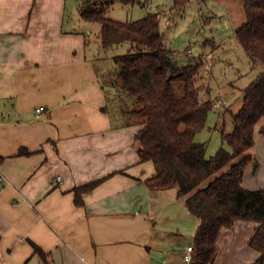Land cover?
Here are the masks:
<instances>
[{"label": "crops", "instance_id": "0c3cea01", "mask_svg": "<svg viewBox=\"0 0 264 264\" xmlns=\"http://www.w3.org/2000/svg\"><path fill=\"white\" fill-rule=\"evenodd\" d=\"M69 2L0 0V264H191L200 219L176 187L147 185L141 124L109 107L81 4L77 21ZM256 161L249 189L264 187ZM102 178L78 204L76 188ZM257 226L223 228L216 264H253Z\"/></svg>", "mask_w": 264, "mask_h": 264}, {"label": "trees", "instance_id": "16d2710c", "mask_svg": "<svg viewBox=\"0 0 264 264\" xmlns=\"http://www.w3.org/2000/svg\"><path fill=\"white\" fill-rule=\"evenodd\" d=\"M115 1L85 0L80 13L86 21L101 23L103 47H129L127 53L115 56L117 67L110 84L133 100L132 108L125 105L122 115L141 124L140 162L152 161L155 166L147 185L152 189L176 187L178 197L200 219L191 264H216L220 233L238 220L258 224L250 245L260 253L253 264H264V187L243 185L245 169L255 159L259 124L264 135V70L241 90L239 109L231 111L233 130L222 131L224 145L208 158L206 142L196 139L215 107L212 98H201L198 75L204 59L189 54L188 63L179 65L165 43L160 14L132 22L116 20L107 16ZM174 1L176 8L190 2ZM241 1L247 20L236 35L253 62L264 65V0ZM102 180L76 188V202L82 204V193ZM35 249L46 258L40 247L35 245Z\"/></svg>", "mask_w": 264, "mask_h": 264}, {"label": "rangeland", "instance_id": "374dc122", "mask_svg": "<svg viewBox=\"0 0 264 264\" xmlns=\"http://www.w3.org/2000/svg\"><path fill=\"white\" fill-rule=\"evenodd\" d=\"M84 1L70 0V16L73 20H79L77 7ZM174 5V0H116L107 16L123 22H132L151 13H159L165 43L179 65L188 63L189 54L204 59V65L198 75L201 98H212L215 104L220 103L210 112L205 128L196 137L198 141L206 142L209 158L224 145L222 131L233 130L231 111L236 112L239 109L241 90L261 72L263 64L253 62L236 35L237 29L247 20L241 0H190L182 7L176 8ZM81 22L89 38V55L93 56L98 69L101 70V80L108 88L109 107L122 115L125 105L129 107L126 109L132 108L133 100L129 95L118 92V89L110 84V79L112 71L117 67L115 56L127 53L129 47L127 44L103 47L99 37L101 23L83 20ZM259 127L260 124L257 127V144L253 153L263 164L257 175H252V178L261 184L264 182V136L259 132ZM258 165L256 161L250 163L248 168L255 171Z\"/></svg>", "mask_w": 264, "mask_h": 264}, {"label": "built area", "instance_id": "2783aa9c", "mask_svg": "<svg viewBox=\"0 0 264 264\" xmlns=\"http://www.w3.org/2000/svg\"><path fill=\"white\" fill-rule=\"evenodd\" d=\"M220 105V103L219 104H215V106H219ZM46 108H45V106L44 105H41V106H39V107H37L36 108V113H37V115H41L43 112H44V110H45ZM61 178H62V176H58L57 177V180H61ZM193 246H189L188 247V252H187V254H186V260L187 261H192V259H193Z\"/></svg>", "mask_w": 264, "mask_h": 264}]
</instances>
